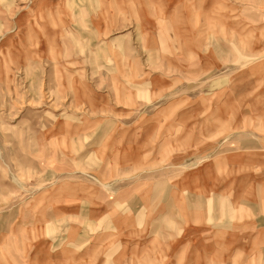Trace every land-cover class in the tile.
Here are the masks:
<instances>
[{"label":"rangeland","instance_id":"obj_1","mask_svg":"<svg viewBox=\"0 0 264 264\" xmlns=\"http://www.w3.org/2000/svg\"><path fill=\"white\" fill-rule=\"evenodd\" d=\"M119 1L128 12L96 18L0 0V264H101L78 238L127 231L105 214L95 225L90 207L123 201L115 212L143 215L126 188L174 203L178 188L227 179L264 195V144L247 148L260 130L227 115L261 93L249 70L264 0H157L167 12L139 13ZM247 206L237 216L264 215V199Z\"/></svg>","mask_w":264,"mask_h":264},{"label":"crops","instance_id":"obj_2","mask_svg":"<svg viewBox=\"0 0 264 264\" xmlns=\"http://www.w3.org/2000/svg\"><path fill=\"white\" fill-rule=\"evenodd\" d=\"M180 1L176 0V2ZM126 2L127 4L131 2V12H157V7H160L162 12H167L157 0H127ZM104 3L105 0H101V5L99 0L94 2L34 0L32 10L33 12H59V14L61 12H92V14L96 13V18L99 12H113L111 17L114 16V12H128L120 7L119 0L112 2L114 10L103 7ZM163 7L167 6L163 3ZM92 21L99 28V20L93 18ZM258 42L260 41L256 42V47L251 46L256 50L255 53H251L256 55V61L249 72L254 76L255 82L261 83V93L256 92L247 96L245 100H241L243 95H240V99L231 101L227 108H230L227 110V115L239 113L245 118L252 117L255 120L256 128L260 130L255 132L260 139L258 142L247 143V148L250 150H263L264 144V42ZM62 67L64 70L66 66L62 65ZM64 73L68 75L67 72ZM245 118H241L240 121L243 122ZM242 122L236 123L237 128H241ZM230 127L232 128V124ZM224 173L227 175V167ZM260 176H264V173ZM262 187V185H256L255 190L261 191L259 189ZM178 189L174 203L173 199L169 202L167 191L156 199L155 194L148 197V192H145L144 196L137 197L134 196L135 192L128 188L123 193L120 190L121 195L129 194L127 196L129 209L135 200L134 211L138 206L142 209V216H137L136 211L132 214L131 210L126 217L115 212V206L125 204L123 201L102 203L97 205L98 209L90 207L87 219L97 222L95 225L99 223L100 218H104L105 214L112 218V224H115V221L122 222L121 224H127L128 228L127 231L119 234H82L78 240L84 242V237L87 235L85 239L87 242L79 243V246L81 248L83 246L85 252L103 253L101 264H104V258L109 255L114 258L113 264H264V215L259 216L257 213V216L245 218L237 216L242 209L244 212L252 210V207L247 205L258 204V201L264 199V195L253 199L250 187L227 186V179H223L220 184L203 181L193 189ZM183 192H189V200L183 201ZM208 192L214 194L209 197ZM227 205L234 206L232 217L228 212L231 222H227L229 221ZM124 218H127V221H124ZM229 225L231 227H227Z\"/></svg>","mask_w":264,"mask_h":264}]
</instances>
